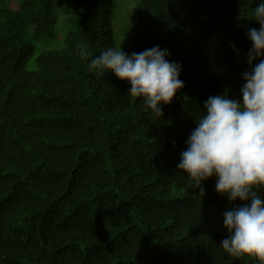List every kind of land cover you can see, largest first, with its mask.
Segmentation results:
<instances>
[{"label": "trees", "instance_id": "16d2710c", "mask_svg": "<svg viewBox=\"0 0 264 264\" xmlns=\"http://www.w3.org/2000/svg\"><path fill=\"white\" fill-rule=\"evenodd\" d=\"M261 2L71 0L76 27L36 52L28 36L54 39L60 0H0V264H259L221 248L225 212L251 200L218 194L215 175L201 194L177 165L210 97L242 103ZM154 46L184 84L161 117L89 67Z\"/></svg>", "mask_w": 264, "mask_h": 264}, {"label": "clouds", "instance_id": "9594fccd", "mask_svg": "<svg viewBox=\"0 0 264 264\" xmlns=\"http://www.w3.org/2000/svg\"><path fill=\"white\" fill-rule=\"evenodd\" d=\"M253 16L260 29L249 30L253 45L248 54L250 66L264 56V2L254 9ZM80 55L89 59L92 54L85 45ZM167 55L168 51L158 46L131 57L121 48L108 49L91 58L89 67L100 75L112 72L129 82L131 97L143 98L145 106L161 117L160 105L170 104L184 87L179 79L180 65L166 60ZM244 80L242 103L226 96L206 101V115L197 120L177 167L201 194L202 181L215 175L218 194H227L230 202L251 200L250 206L225 212L224 226L230 236L221 248L232 258L247 257L264 264V199L259 195L264 190V59L244 73Z\"/></svg>", "mask_w": 264, "mask_h": 264}, {"label": "rangeland", "instance_id": "374dc122", "mask_svg": "<svg viewBox=\"0 0 264 264\" xmlns=\"http://www.w3.org/2000/svg\"><path fill=\"white\" fill-rule=\"evenodd\" d=\"M60 11L62 12L63 16H66V18H62L59 21V26L56 28V33L55 37L52 40H47V41H41L37 42L34 40L33 36L30 35L29 40L30 42L34 45V48L36 52H40L43 50H48V49H54V48H59L61 46V41L65 35V33L72 29L75 28L76 25L78 24L79 21H73L70 23L69 17H71V12H70V7H71V0H60ZM122 17L123 19L128 17V14L125 9L122 10ZM61 15V16H62ZM66 19V20H64ZM27 68L28 69H33L34 68V63L32 61H29L27 63Z\"/></svg>", "mask_w": 264, "mask_h": 264}]
</instances>
